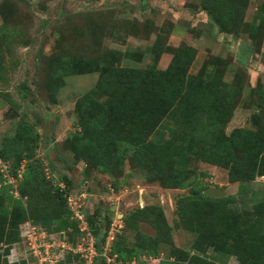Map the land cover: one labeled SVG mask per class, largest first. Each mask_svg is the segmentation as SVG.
<instances>
[{"label":"rangeland","instance_id":"rangeland-1","mask_svg":"<svg viewBox=\"0 0 264 264\" xmlns=\"http://www.w3.org/2000/svg\"><path fill=\"white\" fill-rule=\"evenodd\" d=\"M203 2L0 0V149L5 139L15 136L22 123L32 125L36 137L32 162L45 177V181H39L40 189L34 187L25 196L15 189L16 197L22 198L26 206L30 202L35 204L27 223L31 224L32 219L51 222L56 217L47 193L64 189V176L73 181L69 197L82 201L85 215L100 210L101 221L106 224L103 216L107 215L110 226L117 225L116 238L124 235L130 245L135 243L137 233L156 237L157 229L142 219L136 220L138 230L129 229L124 217L138 209L158 207L165 213L171 228L165 232L170 233L174 246L190 251L195 236L181 228L177 200L188 195L198 182L203 187L221 190L222 198L235 197L236 202L230 207L242 212L264 201L263 177L249 183V192L244 195L239 192V183L229 182L227 169L193 161L190 168L197 171V177L181 189L171 190L158 182H149L146 172L131 161L126 163L122 176L113 178L84 162H76L68 149V137L78 130L77 101L96 86L99 75L69 76L65 86L55 93L52 87L55 64L63 57L101 59L109 51L143 54L140 59H124L121 64L136 69L151 67L156 55H160L158 67L165 70L174 57L171 51L183 45L195 48L197 56L190 72L217 73L229 87L236 89L231 94L233 117L226 127L227 135L261 130L264 107L259 86L264 85V0H250L244 21L230 33L212 23ZM149 47L156 52L147 51ZM175 128L174 120L167 118L159 129L161 134L154 140L170 139ZM242 158L250 161L252 153L242 151ZM9 163L13 165L12 160ZM29 163L30 160H23L19 171L23 173ZM11 174H16L13 168ZM16 182V186L20 185L19 180ZM41 195L45 197L43 205L38 204ZM21 229L24 231L26 226ZM168 246H164L166 254ZM20 258V246L16 244L8 259L11 262ZM207 258L220 264H238L236 258L213 251ZM143 261L160 264L155 259Z\"/></svg>","mask_w":264,"mask_h":264},{"label":"trees","instance_id":"trees-1","mask_svg":"<svg viewBox=\"0 0 264 264\" xmlns=\"http://www.w3.org/2000/svg\"><path fill=\"white\" fill-rule=\"evenodd\" d=\"M249 3L250 0H204L203 9L214 25L230 33L244 21ZM147 51L156 52L154 47ZM171 52L174 57L165 70L158 67L160 55L147 69L122 66L124 59H140L143 54L120 51H109L96 60L59 59L53 69L55 93L65 86L69 76L99 75L96 86L77 101L78 130L68 137V149L76 162H84L113 178L122 176L126 163L131 161L146 172L149 182H158L171 190L181 189L197 177V171L191 170L190 165L193 161L203 162L227 169L229 182L239 183L240 194H247L249 183L264 178V113L257 133L239 131L237 135H227L225 130L233 117L231 94L236 89L229 87L217 73L192 74L195 48L183 45ZM259 94L264 107V85L259 86ZM169 117L176 127L172 137L154 140ZM34 130L32 125L22 123L15 136L5 139L0 149V159L9 166L10 176L20 181L18 186L8 183L0 169V264H27L10 263L8 257L12 246L22 243L21 228L31 219L35 207L32 202L26 206L22 198L16 197L15 189L25 196L34 187L40 189L39 181H45L32 162ZM242 151L252 153V159L243 160ZM25 159L30 163L20 177L19 168ZM11 160L13 165L9 163ZM12 168L15 176L11 174ZM62 182L64 189L47 193L56 217L51 222L37 219L29 222L52 234L65 233L67 241L76 246L84 234L80 223L72 219L74 213L68 205L73 181L64 176ZM207 189L198 182L188 195L177 200L179 224L195 236L190 251L174 246L170 233L166 234L171 228L162 208L145 207L123 220L127 228L138 230L136 220L142 219L157 229L156 237L139 232L135 243L130 245L126 236L118 234L108 255L115 261L110 262L103 248L111 221L104 215V224L100 210L86 214L100 254L94 264H144L143 258L160 260V264H220L207 258L210 251L234 257L238 264H264V201L242 212L230 207L236 202L235 197L211 198L205 193ZM41 196L39 205L45 203V197ZM164 246L169 247L167 254ZM60 264H86V261L80 255L67 253Z\"/></svg>","mask_w":264,"mask_h":264},{"label":"built area","instance_id":"built-area-1","mask_svg":"<svg viewBox=\"0 0 264 264\" xmlns=\"http://www.w3.org/2000/svg\"><path fill=\"white\" fill-rule=\"evenodd\" d=\"M0 169L5 174L8 183L16 185V180L9 174V166L3 163L1 159ZM20 177H22V173H20ZM81 202L80 199H76L75 197H68V205L74 213V219L80 223V230L84 234L76 246L67 241L65 233L52 234L41 227H34L32 224L27 223L22 226V228L26 226V229L24 231L22 229L23 240L19 244L21 258L10 263L26 261L27 264H60L65 259L67 253H73L80 255L86 261V264H94L100 254L96 247L97 240L89 230V224L86 221V215ZM116 228L117 225L113 224L103 248L104 256L110 262L115 261V259L108 257V255L116 239Z\"/></svg>","mask_w":264,"mask_h":264},{"label":"water","instance_id":"water-1","mask_svg":"<svg viewBox=\"0 0 264 264\" xmlns=\"http://www.w3.org/2000/svg\"><path fill=\"white\" fill-rule=\"evenodd\" d=\"M52 117V116H51ZM206 195H208L209 197L211 198H215V199H219V198H222L224 195H223V192L221 190H218V189H214V188H208L206 191H205Z\"/></svg>","mask_w":264,"mask_h":264},{"label":"crops","instance_id":"crops-1","mask_svg":"<svg viewBox=\"0 0 264 264\" xmlns=\"http://www.w3.org/2000/svg\"><path fill=\"white\" fill-rule=\"evenodd\" d=\"M114 208V207H113Z\"/></svg>","mask_w":264,"mask_h":264}]
</instances>
